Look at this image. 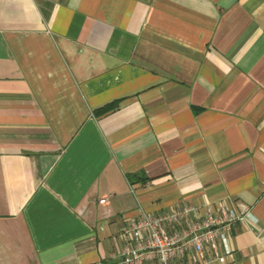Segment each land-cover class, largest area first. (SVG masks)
Masks as SVG:
<instances>
[{
  "label": "crops",
  "instance_id": "obj_1",
  "mask_svg": "<svg viewBox=\"0 0 264 264\" xmlns=\"http://www.w3.org/2000/svg\"><path fill=\"white\" fill-rule=\"evenodd\" d=\"M183 201L264 264V0H0V264H114Z\"/></svg>",
  "mask_w": 264,
  "mask_h": 264
},
{
  "label": "built area",
  "instance_id": "obj_2",
  "mask_svg": "<svg viewBox=\"0 0 264 264\" xmlns=\"http://www.w3.org/2000/svg\"><path fill=\"white\" fill-rule=\"evenodd\" d=\"M242 204L212 206L183 201L166 209H140L117 233L114 264H225L231 226Z\"/></svg>",
  "mask_w": 264,
  "mask_h": 264
},
{
  "label": "trees",
  "instance_id": "obj_3",
  "mask_svg": "<svg viewBox=\"0 0 264 264\" xmlns=\"http://www.w3.org/2000/svg\"><path fill=\"white\" fill-rule=\"evenodd\" d=\"M115 103L116 102H114V100L109 101V103L106 102L105 104L97 107L95 112L102 113V112H105V111H109L110 109L113 108Z\"/></svg>",
  "mask_w": 264,
  "mask_h": 264
}]
</instances>
